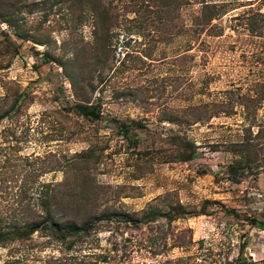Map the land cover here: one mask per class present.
I'll return each instance as SVG.
<instances>
[{"label":"rangeland","instance_id":"rangeland-1","mask_svg":"<svg viewBox=\"0 0 264 264\" xmlns=\"http://www.w3.org/2000/svg\"><path fill=\"white\" fill-rule=\"evenodd\" d=\"M0 264H264V0H0Z\"/></svg>","mask_w":264,"mask_h":264},{"label":"trees","instance_id":"trees-1","mask_svg":"<svg viewBox=\"0 0 264 264\" xmlns=\"http://www.w3.org/2000/svg\"><path fill=\"white\" fill-rule=\"evenodd\" d=\"M51 227L53 228V236L56 237V239L65 242L66 238L69 236H77L80 237L81 234H88L91 230L95 227V224H93L90 221H87L84 223V226L81 225H66L63 226L59 223H51ZM35 229V226L29 229V231H32Z\"/></svg>","mask_w":264,"mask_h":264}]
</instances>
